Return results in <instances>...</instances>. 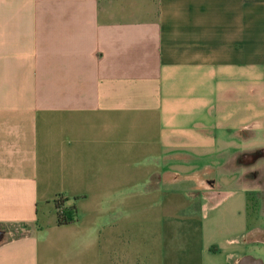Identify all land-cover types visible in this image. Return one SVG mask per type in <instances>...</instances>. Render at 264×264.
<instances>
[{
	"label": "crops",
	"instance_id": "crops-1",
	"mask_svg": "<svg viewBox=\"0 0 264 264\" xmlns=\"http://www.w3.org/2000/svg\"><path fill=\"white\" fill-rule=\"evenodd\" d=\"M262 161L264 0H0V264H264Z\"/></svg>",
	"mask_w": 264,
	"mask_h": 264
},
{
	"label": "rangeland",
	"instance_id": "rangeland-1",
	"mask_svg": "<svg viewBox=\"0 0 264 264\" xmlns=\"http://www.w3.org/2000/svg\"><path fill=\"white\" fill-rule=\"evenodd\" d=\"M262 168L261 171H262V174H264V161L261 162L259 168ZM245 178H246V184L248 186H250V188H255V189H259L261 191H259L260 193V196L263 197L264 195V192H262L264 190V175L263 176H257V177H254V170H253V167L249 166V167H246L245 169ZM257 186V187H256ZM258 186H261V187H258ZM253 194V193H252ZM254 195V194H253ZM252 205H251V209L253 211L255 205L253 204L254 203V199L252 198ZM254 205V206H253ZM17 237L16 235L14 236H9L8 238H15Z\"/></svg>",
	"mask_w": 264,
	"mask_h": 264
},
{
	"label": "trees",
	"instance_id": "trees-1",
	"mask_svg": "<svg viewBox=\"0 0 264 264\" xmlns=\"http://www.w3.org/2000/svg\"><path fill=\"white\" fill-rule=\"evenodd\" d=\"M64 201L61 199L56 201L57 218L59 225H66L76 220L75 208H64ZM62 209L61 213H58V209Z\"/></svg>",
	"mask_w": 264,
	"mask_h": 264
},
{
	"label": "built area",
	"instance_id": "built-area-1",
	"mask_svg": "<svg viewBox=\"0 0 264 264\" xmlns=\"http://www.w3.org/2000/svg\"><path fill=\"white\" fill-rule=\"evenodd\" d=\"M59 200H61V198H58V199H57V201H59ZM61 210H62V209L59 208V209H58V213H61Z\"/></svg>",
	"mask_w": 264,
	"mask_h": 264
}]
</instances>
